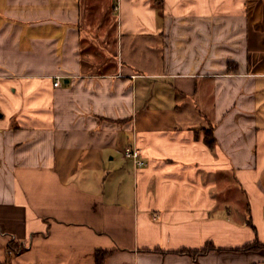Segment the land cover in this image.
Masks as SVG:
<instances>
[{"label":"crops","instance_id":"1","mask_svg":"<svg viewBox=\"0 0 264 264\" xmlns=\"http://www.w3.org/2000/svg\"><path fill=\"white\" fill-rule=\"evenodd\" d=\"M97 251L264 264V0H0V264Z\"/></svg>","mask_w":264,"mask_h":264},{"label":"trees","instance_id":"2","mask_svg":"<svg viewBox=\"0 0 264 264\" xmlns=\"http://www.w3.org/2000/svg\"><path fill=\"white\" fill-rule=\"evenodd\" d=\"M205 142L207 145L209 146H213L215 140H214V137L212 135V132L210 130H206L205 131ZM9 248H13V245H12V242L9 243ZM210 248H212L210 245H205L203 248H201L200 250L196 251L197 252H205L207 250H209ZM246 248V247H245ZM13 251H18V250H14L12 249ZM189 254H193L191 251H188ZM107 255L106 252H101V251H97L96 254H95V264H103V261H104V258L105 256Z\"/></svg>","mask_w":264,"mask_h":264},{"label":"built area","instance_id":"3","mask_svg":"<svg viewBox=\"0 0 264 264\" xmlns=\"http://www.w3.org/2000/svg\"><path fill=\"white\" fill-rule=\"evenodd\" d=\"M53 85L55 87L59 86V81L55 80ZM124 155L125 157L131 158L136 167H143L145 165V163L140 159L138 151L131 146L125 148Z\"/></svg>","mask_w":264,"mask_h":264},{"label":"rangeland","instance_id":"4","mask_svg":"<svg viewBox=\"0 0 264 264\" xmlns=\"http://www.w3.org/2000/svg\"><path fill=\"white\" fill-rule=\"evenodd\" d=\"M85 7L86 6L82 3L81 8L84 10ZM113 7H114V5H112V8H111L112 11L111 12H113ZM83 42H84V47H86L85 43L88 42V41L87 40H84ZM96 47H97L98 51H100V52L105 51V47H104V45H102V43L100 41H99V45L97 44ZM84 50H85V48H84Z\"/></svg>","mask_w":264,"mask_h":264}]
</instances>
